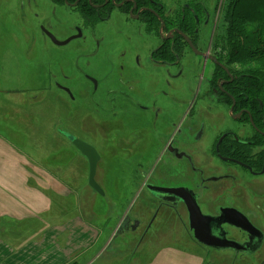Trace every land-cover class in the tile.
Masks as SVG:
<instances>
[{"label":"flooded vegetation","instance_id":"1","mask_svg":"<svg viewBox=\"0 0 264 264\" xmlns=\"http://www.w3.org/2000/svg\"><path fill=\"white\" fill-rule=\"evenodd\" d=\"M28 5L51 46L61 47L46 33L79 41L71 55H59L90 62L84 69L56 62V71L80 70L85 87L71 89L62 75L54 85L73 102L86 99V116L99 128L90 136L102 140L106 164L119 157L131 169L109 242L132 234L136 245L152 241L174 219L196 242L187 206L194 201L203 216L242 214L263 239L252 255L231 251L232 260L264 264L255 255L264 247L255 219L264 215V70L229 61L218 9L211 13L200 0H27L21 8ZM86 144L100 161L98 148ZM158 217L164 227L155 225ZM222 228L249 250L259 242L256 234Z\"/></svg>","mask_w":264,"mask_h":264},{"label":"rangeland","instance_id":"2","mask_svg":"<svg viewBox=\"0 0 264 264\" xmlns=\"http://www.w3.org/2000/svg\"><path fill=\"white\" fill-rule=\"evenodd\" d=\"M26 1L0 0V143L21 152L30 161L35 160L47 173H53L57 177L56 168L63 172L68 167L67 177L71 183L66 188L72 194L74 204L71 205V212L67 213L64 200L59 196L55 197V216H59V220L75 215L79 217V212L85 210L96 214L92 224L101 234L99 241L91 247L93 249L88 251L84 260L75 259L70 264H153L157 259L164 260L163 251L160 250L167 246L187 250L196 256L199 254L205 258L203 264H259L254 261L251 263L247 258L233 262L230 251L209 250L196 244L188 238L178 219L172 221L171 228H165L164 221L158 217L155 225L163 226L166 232L164 228L160 229V235H156L152 241L147 242L145 239L136 245L138 235L132 234L117 236L108 242L113 235L112 228L121 207L126 204L123 196L131 190L130 184L125 181L131 175V169L125 167L119 157L116 158L118 163L110 160V165L106 164L102 140L90 136L96 134L99 128L93 119L86 116L90 112L86 99L79 104L77 100L73 102L72 96H66L54 85L63 82V78L67 76V80L73 82L69 85L71 89L85 87L80 70L66 71L65 76L62 74L63 70L59 73L56 71V62L57 65L78 64L82 69L90 62L75 58L73 63L70 62L71 59L67 61L71 56L66 58L59 55L62 51L71 55L79 41L70 42L64 47L51 46L37 30L38 21L37 24L33 21L34 14L38 13L36 7L28 5L21 8ZM200 1L206 4L211 13L213 7L218 8L215 17L219 22L223 0ZM72 137L80 138L86 143L91 142L101 152L102 159L97 164L95 181L104 195L97 194L88 186V164L85 157L77 153L75 155L74 146L69 139ZM255 219L264 231V215L256 214ZM43 221L42 218H33L25 223L8 226L10 225V229L20 228V235L11 236L25 240L31 238ZM10 222L16 223L12 219L0 220V228L3 225L8 227L7 223ZM231 235L238 237L233 231ZM184 243H188L190 247ZM255 255L264 258V247ZM169 260L174 262L173 257Z\"/></svg>","mask_w":264,"mask_h":264},{"label":"crops","instance_id":"3","mask_svg":"<svg viewBox=\"0 0 264 264\" xmlns=\"http://www.w3.org/2000/svg\"><path fill=\"white\" fill-rule=\"evenodd\" d=\"M56 169L58 177L47 173L35 160L30 161L21 152L0 143V220L16 222L7 223V226L33 218L44 220L31 238L25 240L11 236L20 235V228L10 229V225L9 228L3 225L0 228V264H70L75 259L84 260L88 251L93 249L91 247L99 241L101 234L92 224V219L97 217L95 213L85 210L79 212V217L75 215L63 220L55 216L56 196L64 200L67 213L71 212L74 204L72 194L66 188L71 183L67 177L68 167L63 172ZM184 244L190 247L188 243ZM162 251L164 260L156 258L153 264L205 263V258L199 254L196 256L178 247L167 246ZM172 257L174 262L169 260Z\"/></svg>","mask_w":264,"mask_h":264},{"label":"water","instance_id":"4","mask_svg":"<svg viewBox=\"0 0 264 264\" xmlns=\"http://www.w3.org/2000/svg\"><path fill=\"white\" fill-rule=\"evenodd\" d=\"M47 38L56 46L67 45L68 42L76 39L70 38L64 42H58L53 35L46 33ZM72 145L87 159L88 162V186L97 194L104 195L99 185L95 181L97 163L100 159L97 151L91 146L76 138H69ZM166 201V199H163ZM186 202V201H185ZM189 210V227L193 234V239L200 245L213 249L215 251H232L237 256L238 254L249 255L258 249L261 244L263 235L258 232L249 221L235 210H224L217 218L203 216L197 204L193 201L192 204H187ZM222 225L233 227L246 235L259 237V242L254 249L249 250L247 244H240L236 241L230 240L227 237L226 231ZM117 235V234H116Z\"/></svg>","mask_w":264,"mask_h":264},{"label":"trees","instance_id":"5","mask_svg":"<svg viewBox=\"0 0 264 264\" xmlns=\"http://www.w3.org/2000/svg\"><path fill=\"white\" fill-rule=\"evenodd\" d=\"M223 2L218 37L229 61L264 70V0Z\"/></svg>","mask_w":264,"mask_h":264}]
</instances>
